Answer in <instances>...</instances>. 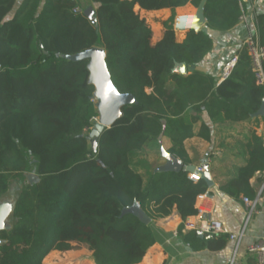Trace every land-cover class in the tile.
<instances>
[{"label": "trees", "instance_id": "1", "mask_svg": "<svg viewBox=\"0 0 264 264\" xmlns=\"http://www.w3.org/2000/svg\"><path fill=\"white\" fill-rule=\"evenodd\" d=\"M95 19L77 0H0V199L13 179L28 173L10 217L11 229L0 231V264H44L52 250L72 243L88 246L96 264H137L154 244L153 220L176 210L183 219L195 216L197 198L210 186L189 172L151 171L145 182L139 170L145 153L168 135L169 152L191 164L184 141L201 121L200 135L211 138L203 122H243L258 113L264 86L258 84L246 49L238 53L222 82L194 70L174 71L177 62L200 63L214 48L203 30L190 31L178 42L176 8L202 0H90ZM170 8L164 37L152 43V29L135 10ZM244 0H206L208 29L227 32L243 14ZM264 46V13L256 16ZM96 46L106 51L112 80L136 103L123 107L122 117L91 146L89 132L99 117L89 82L88 60L75 55ZM264 67V62H263ZM153 88L151 93L146 88ZM247 163L222 184L230 196L254 198L251 184L264 171V142L252 133L246 144ZM243 196V197H244ZM139 203L149 224L127 207ZM210 249H222L228 236L191 233ZM250 264H258L251 258Z\"/></svg>", "mask_w": 264, "mask_h": 264}, {"label": "crops", "instance_id": "2", "mask_svg": "<svg viewBox=\"0 0 264 264\" xmlns=\"http://www.w3.org/2000/svg\"><path fill=\"white\" fill-rule=\"evenodd\" d=\"M23 1L17 0V5ZM77 1H79L78 7L95 19L97 5L90 0ZM244 1H246V8L244 7L243 11L247 16V22L240 21L239 18L238 25L227 32L209 29L210 35L214 38V48L200 63L195 64L194 70L214 76L218 79V83L224 80L222 74L225 64L242 50V43L249 32L254 33L259 40L256 16L264 13V0ZM198 7L187 3L176 8L174 30L178 42H183L190 31L176 29V19L180 16L196 14ZM135 10L151 27L152 43L159 42L166 31L164 22L170 18L172 10L170 8L147 10L141 8L139 4L135 5ZM152 90L153 88L148 86L146 92L151 93ZM202 118L210 128L211 138L205 139L199 134L202 129V122L199 121L193 127L195 134L184 141L185 150L192 161L189 165H194L196 168L208 164L213 180V186L197 198L196 208H204L209 216L223 223L225 233L222 234L228 236L227 243L222 249L203 247L202 242L191 235L195 230H185L184 219L174 210L166 217L157 218L153 222L151 220L155 242L142 261L137 264H230L234 256L235 264H250L251 258L259 264L257 255L250 253L248 246L264 238L263 207L259 206L258 211L252 215L236 252V242L229 238V234L239 233L242 230L246 220L247 206L243 201L244 195L230 196L221 189V186L234 177L238 169L247 163L249 154L246 144L252 139V133L255 132L264 142V115L256 113L250 120L243 122L215 123L207 113H204ZM171 146L170 137L163 135L159 139V147L144 154V166L139 170L144 174L145 182L151 171H155L158 166L165 163L161 147L169 151ZM261 180V175L256 174L250 181L256 191ZM198 236L204 238L207 235L198 232ZM72 244L73 248L70 250H52L44 258V264H96L90 249L85 247L77 249L75 248L77 243Z\"/></svg>", "mask_w": 264, "mask_h": 264}, {"label": "water", "instance_id": "3", "mask_svg": "<svg viewBox=\"0 0 264 264\" xmlns=\"http://www.w3.org/2000/svg\"><path fill=\"white\" fill-rule=\"evenodd\" d=\"M205 2L206 0L201 2L196 14L178 17L175 22V28L187 31L203 30L209 32L204 12ZM66 58L73 61H89V82L95 87L94 98L97 101L96 107L99 112V121L94 124L89 132L91 146L96 152L98 150V138L102 132L113 126L122 117L123 107L136 103V99L131 93H121L114 84L106 61V51L103 47L96 46L78 54L66 56ZM194 69V64H187L185 62H177L174 67V71L183 74ZM258 114L264 115V101ZM161 154L165 158V163L158 166L155 169L156 172H180L182 170L194 172L196 169L194 165H184V162L180 158L163 147H161ZM203 168L202 179H205L209 186H213L209 165L204 164ZM29 179H32L31 176H29ZM15 204L16 199L7 196L0 199V231L11 229L10 217L14 212ZM123 213H132L146 224H149L152 220L137 202L133 206L125 208ZM3 242L0 239V243Z\"/></svg>", "mask_w": 264, "mask_h": 264}, {"label": "built area", "instance_id": "4", "mask_svg": "<svg viewBox=\"0 0 264 264\" xmlns=\"http://www.w3.org/2000/svg\"><path fill=\"white\" fill-rule=\"evenodd\" d=\"M74 11L81 12V9L79 7H76ZM240 21L247 22V16L244 11L243 14L240 16ZM242 49H246L250 54L252 69L255 72L257 82L258 84L264 86V46L260 44L257 36L254 33L249 32L248 36L244 39L242 43ZM237 60L238 55L234 56L225 64L222 74L223 79L229 76L233 67L237 63ZM98 121L99 117H94L93 122L96 123ZM203 171V166H198L196 167L194 172H191L189 174V178L197 182L202 179ZM260 175L262 180L257 190L256 196L254 198H249L246 196L243 197V201L247 206V214L245 224L242 230L239 233L229 234V238L236 242V252L238 251L241 245L244 234L246 232V228L252 218V215L258 211L259 206H262L264 211V171ZM183 226L185 230H195L204 235L225 233L223 223L220 220L209 216L204 208H199L195 217L192 216L188 217L187 219H184ZM248 251L257 255L259 264H264V238L260 239L255 243L250 244L248 246ZM235 259L236 257L234 256L230 264H235Z\"/></svg>", "mask_w": 264, "mask_h": 264}, {"label": "rangeland", "instance_id": "5", "mask_svg": "<svg viewBox=\"0 0 264 264\" xmlns=\"http://www.w3.org/2000/svg\"><path fill=\"white\" fill-rule=\"evenodd\" d=\"M29 176H31V178H33L35 176V174L30 172V173H28L22 177H18V178L13 179V181L11 182V189L9 190V192L7 193L6 196L10 197L12 199H16L17 196L19 195V192L21 191L22 187L27 182V179L29 178ZM80 247H85V248L89 249L87 245L77 242V245H75V248L79 249Z\"/></svg>", "mask_w": 264, "mask_h": 264}]
</instances>
